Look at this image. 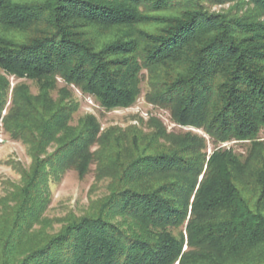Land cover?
<instances>
[{
    "label": "trees",
    "instance_id": "obj_1",
    "mask_svg": "<svg viewBox=\"0 0 264 264\" xmlns=\"http://www.w3.org/2000/svg\"><path fill=\"white\" fill-rule=\"evenodd\" d=\"M244 1L264 16V0ZM254 18L210 14L199 0H0V111L6 75L40 88L21 91L4 122L32 162L1 207L0 264H264V22ZM141 68L177 123L213 142L250 140L247 158L207 156L190 132L98 136L94 120L70 125L71 105L43 83L59 76L108 109L126 107ZM95 143L107 193L55 232L33 227L48 174L83 172Z\"/></svg>",
    "mask_w": 264,
    "mask_h": 264
},
{
    "label": "rangeland",
    "instance_id": "obj_2",
    "mask_svg": "<svg viewBox=\"0 0 264 264\" xmlns=\"http://www.w3.org/2000/svg\"><path fill=\"white\" fill-rule=\"evenodd\" d=\"M199 1L202 8L210 14L225 16L226 19L253 14L254 20L259 19L258 21L264 22V16L244 0ZM106 34L105 31H100L97 35L100 37ZM159 72L163 73L164 70ZM6 78L8 80L7 95L0 111V211L10 194L21 185V173L24 170L27 171L32 162L29 145L11 134L8 124L4 123L5 118L9 116L11 109L15 108L14 102L19 103L17 95L21 91L33 96L40 92L39 83L35 79L17 78L13 75H6ZM139 79V93L134 101L126 107L109 109L101 105L93 96L85 93L79 86L66 83L59 76L43 83L49 85L48 96L53 101L58 100L61 104L71 105L70 125H76L80 119L94 120L98 125V136L109 131L128 132L134 129L141 133H151L161 128L166 135L173 137L190 132L204 140L205 150L203 151L207 156L213 149L226 148L242 158H247L251 147L250 140L213 142L210 135L203 129L177 123L166 105L151 100L148 94L150 92L149 71L141 68ZM262 140H264L263 129L259 131L256 138V141L262 142ZM54 147H56L54 144L49 146L47 151L51 152ZM98 149L99 144L96 143L90 147L89 153L92 159L83 172H79L74 166H69L58 173L48 174L46 198L40 215L42 223H34L33 227L36 229L45 227L46 232H55L64 218L69 215L80 216L95 209L96 201L107 193L108 183V178L99 176L95 153Z\"/></svg>",
    "mask_w": 264,
    "mask_h": 264
}]
</instances>
